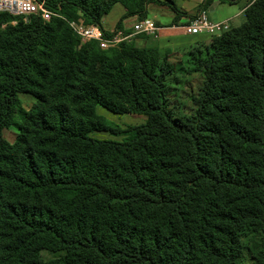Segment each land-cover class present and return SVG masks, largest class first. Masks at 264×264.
Returning <instances> with one entry per match:
<instances>
[{
    "label": "trees",
    "instance_id": "obj_1",
    "mask_svg": "<svg viewBox=\"0 0 264 264\" xmlns=\"http://www.w3.org/2000/svg\"><path fill=\"white\" fill-rule=\"evenodd\" d=\"M44 3L48 21L0 12V264H264V0L188 54L190 114L169 105V51L101 49L66 22L112 39L114 6L139 22L158 0ZM98 107L145 120L119 129Z\"/></svg>",
    "mask_w": 264,
    "mask_h": 264
},
{
    "label": "rangeland",
    "instance_id": "obj_2",
    "mask_svg": "<svg viewBox=\"0 0 264 264\" xmlns=\"http://www.w3.org/2000/svg\"><path fill=\"white\" fill-rule=\"evenodd\" d=\"M158 1H159V4L155 3V4L151 5L149 10L150 11L152 10V11H151V13H148L146 18L150 19L152 12H154L153 14L157 15L158 25H162L165 27L171 26L172 20L174 18V13L170 10L168 4L165 3L164 0H158ZM203 1L204 0H201L200 3H196V2H198V0H174L176 8L181 13H185V12L180 9V7L178 6L179 4L189 2V3L193 4V6H195L194 14L188 15L185 13V18H184V21L182 23H180L181 25L190 23L192 21V19H194L196 16L200 15L203 12L202 8H200V5L202 4ZM254 1L255 0H238V3L237 2L236 3L241 7V9H243L244 7H247L248 5H250V3L254 2ZM218 2L221 3L220 0H218ZM236 7H238V6H236ZM236 7H234L233 9L236 10L237 9ZM121 10H122L121 7H117L116 9H114L112 11V13L108 16L109 17L108 21L113 22L114 20H116V17L118 16V11H121ZM121 17L117 21V23L120 21V27H121V29L118 31L119 32L122 31V32H124V34L121 33V35H117V36L115 35L118 39H120L121 41L122 40L131 41L139 48H153V47H155L152 42L146 43L143 41L147 37L145 34H135L134 33L133 22L128 23L127 28L123 29V22L126 19L121 20ZM152 19L154 20V18H152ZM243 21H244L243 15H241L239 18L234 19L232 21V23H229V28L233 27V26L236 27V26L240 25ZM117 23H116V25H117ZM116 25H115V27H116ZM114 30H115V28H114ZM132 32L134 35L130 36L128 38V40L127 39H121L123 37H127L126 35L131 34ZM171 32H173V34H177V33L178 34H181V33L184 34L182 31L177 30V29H172ZM105 33L108 35L111 34L110 32H108L106 30H105ZM189 38L191 40H190V43L188 46H172V47L160 48L162 50L165 49V50L169 51L171 62L174 63L176 68H178L180 70V72H178L175 76H172L171 78H169L168 87H167V97L169 100V105L175 114H190L191 111L194 109V106L192 105L190 98L197 94L199 87L201 85L202 79H201L200 75L197 73H192V74L186 73L185 70H188L191 68V64L188 60L189 59L188 54L190 52H192L193 50H195L199 47H202L203 45H208V43L210 42V39H211V37L205 36V35L193 36V37H189ZM200 38H203V40ZM154 40H157V39H154ZM165 45H167V44H165ZM156 47L159 48L158 46H156ZM20 99H21L22 106L24 109H28L34 103V99L29 95H21ZM96 112L98 115L102 116L108 122H110L113 126H116L119 129H125L129 126H137V125L143 124L144 120H145L144 117H141V116L114 115V114H112V113L108 112L107 110L100 108V107L97 108ZM15 133H16V129L14 127H11L9 129L3 131V137L9 143H12L14 141V138H15ZM91 136L96 138V139H112V140H116V141H120L122 139L121 137L111 136L107 132L93 133ZM45 257L49 258L50 256L45 254ZM242 264H252V261L248 257V255H246V254L243 255Z\"/></svg>",
    "mask_w": 264,
    "mask_h": 264
},
{
    "label": "built area",
    "instance_id": "obj_3",
    "mask_svg": "<svg viewBox=\"0 0 264 264\" xmlns=\"http://www.w3.org/2000/svg\"><path fill=\"white\" fill-rule=\"evenodd\" d=\"M0 12L22 17L23 21H26L31 15L39 16L44 21H48L50 17L54 16L45 7L44 0H0ZM66 22L81 43L95 41L99 43L101 49H107L116 46L121 41L117 37L106 39L97 26H85L81 21ZM177 29L189 36L207 35L213 37L228 31L229 22L210 20L207 11H203L190 23L179 25ZM133 30L135 34L155 37L158 28L152 20L146 18L137 22L133 26Z\"/></svg>",
    "mask_w": 264,
    "mask_h": 264
},
{
    "label": "crops",
    "instance_id": "obj_4",
    "mask_svg": "<svg viewBox=\"0 0 264 264\" xmlns=\"http://www.w3.org/2000/svg\"><path fill=\"white\" fill-rule=\"evenodd\" d=\"M201 0H198V2L196 3H200ZM152 5V4H151ZM151 5L148 6V13H151V11L149 10ZM180 7V9L182 11H184L186 14L188 15H193L194 14V8L195 6H193V4L187 2V3H182L178 5ZM238 6V7H236ZM117 7H120L118 5L114 6L113 9L111 10V12L103 19L102 22V26L104 31H108L110 33L113 32L115 25L117 23V21L119 20V18L124 14V10L122 9L121 11H118V16L116 17V20H114L113 22H109L108 21V16L112 13V11L114 9H116ZM234 7H236L237 9H233ZM243 9H241V7L235 3L232 5H228V4H224V3H219L218 0H214L209 8L207 9V13L208 16L210 18V20L213 21H228L229 23H232V21L236 18H239L241 16ZM154 12H152L151 14V18L150 20L153 21V23L155 24V26L158 28L157 32H156V38L155 37H150L147 36L143 41L146 43H150L152 42L153 45L156 47L158 46L159 48H166V47H172V46H188L190 43V38L189 37H193V36H189V35H184V34H173V32H171L172 29H177V26L171 25V26H162V25H158L157 23V15L153 14ZM154 18V20L152 19ZM185 17H182L179 19L178 24L180 25V23H182L184 21ZM149 19V18H148ZM137 18L136 17H130L127 18L124 22H123V29L127 28L128 23L133 22V26L137 23ZM159 26H157V25ZM179 30V29H177ZM124 34V32L122 31H117L116 36L117 35H121ZM134 35L133 32L131 34H127V37H123L121 39H127ZM115 36V37H116ZM179 36V37H178ZM198 36H202V35H198ZM207 36V35H205ZM157 39V40H154ZM203 40V38H200ZM167 44V45H165ZM165 50V49H164Z\"/></svg>",
    "mask_w": 264,
    "mask_h": 264
}]
</instances>
